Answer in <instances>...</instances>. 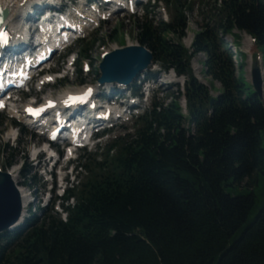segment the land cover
I'll return each instance as SVG.
<instances>
[{"label": "trees", "instance_id": "obj_1", "mask_svg": "<svg viewBox=\"0 0 264 264\" xmlns=\"http://www.w3.org/2000/svg\"><path fill=\"white\" fill-rule=\"evenodd\" d=\"M164 1L170 21L136 19L137 40L164 70L188 76L184 93L178 85L154 103L134 134L102 158L84 155L87 174L67 190L65 219L53 206L40 207L41 214L0 234V264H264V204L250 220L255 192L224 188L231 179L251 186L264 168V97L246 80L243 62L236 72L225 39L248 33L264 65V0ZM197 1L203 7L190 51L183 39ZM199 53L220 83L212 106L210 89L191 68ZM7 149L10 167L23 150ZM23 177L34 178L24 167Z\"/></svg>", "mask_w": 264, "mask_h": 264}, {"label": "rangeland", "instance_id": "obj_2", "mask_svg": "<svg viewBox=\"0 0 264 264\" xmlns=\"http://www.w3.org/2000/svg\"><path fill=\"white\" fill-rule=\"evenodd\" d=\"M203 7L198 1L195 3L196 9L199 7ZM142 9H138L136 13L132 14L129 12H123L116 16H114L110 21L102 22L100 28L92 29L89 32L85 33V39L88 41L87 45L81 44L79 41H75L71 45V49L61 56L56 57L51 64L52 68L59 69V74H64L66 71V67L68 65V60L72 57L73 54L77 55L80 53V50L83 49V46H88L89 49L87 50L88 58L83 59V63L81 64V68H76V72L72 73L69 72L68 77L62 81H58L56 84L51 85L50 87H45L43 91H39L40 83L39 80L36 83H33L27 90H24L18 96L22 98V100L26 101H33L36 99L43 100L47 96H57L61 93H64L67 90L74 89V88H82L87 84H95L97 85L98 81L96 80L97 74L99 73V64L101 61V56L105 51H109L112 49L118 48L119 46L128 45L129 41H133L135 44L137 41V31L135 28V20L136 18L142 15ZM168 14L167 10L164 6L161 5L157 17L159 18H166V14ZM196 11L193 15L189 17V27L187 32V38L184 40L187 46L188 41L193 39L195 32L198 30V20L199 16L197 17ZM239 38H234L232 36L227 35L226 39L229 43L231 48V52L233 54V62L236 65V72L239 70V65L241 62L245 64L244 66V75L248 82H251L250 78L246 75V66L248 64V60L255 61L256 56L258 55V50L255 48L254 44L252 43L251 49H247L246 44H243L245 41V36L243 32H238ZM244 41V42H243ZM118 44V45H117ZM248 44V43H247ZM116 45V46H115ZM114 46V47H113ZM249 56V57H248ZM204 59L205 55L200 54L195 57L192 61L194 67V73L200 75L201 80H205L206 84L211 90L213 95H216V92L220 90V83L217 81H213L210 76H208L205 72L204 67ZM197 60L198 64L200 65V69H196L194 66V61ZM87 61L90 64L89 71H83L84 62ZM262 65V64H261ZM155 66L154 68L157 69ZM78 69L81 70V73L77 71ZM196 69V70H195ZM199 72V73H197ZM239 74V72H238ZM170 75V74H169ZM198 76V75H197ZM264 76V74H263ZM160 79V80H159ZM165 81V83L162 82ZM179 83L181 86L182 78L175 77L171 75L170 77H163L162 75L158 76L157 80V87L159 86V97L161 96H168L173 92L177 91L176 84ZM214 85V86H213ZM183 101V100H181ZM141 112V111H140ZM12 115L11 110H4L0 111V166L4 167L7 164V158H9V151L7 150V146L13 147L19 150H27L26 155V170H31V173L35 175V179L33 182H27L23 178V173L20 170V177H19V184L26 186L30 189L32 193V202L27 207V213H25V218L29 216L31 211H34L37 206L46 207L48 205L46 199L49 198L51 200L52 191L57 189L55 192L57 195H60L62 187L61 180L64 174H68L69 170L63 171L60 170V165H65V160L63 159L60 162V165L57 169H54V174L56 175V180L50 182V175H44L43 169L39 172L36 170V162L33 160L34 155L32 152V148L35 145H42L45 140V136L43 135H30L24 134L19 135L16 137L13 134H16V128L11 130L12 124ZM132 121H127L124 125H130ZM18 139V140H17ZM106 140V138H105ZM4 145H6V149L4 150ZM79 152H82L80 150ZM78 152V153H79ZM47 157H43V161L46 162ZM24 161V157L18 156L17 157V164H21ZM234 180H230V183L224 185L225 191L231 193L232 195H240L246 194L250 191H254L256 194L257 199V206L256 210L251 214L250 220H253L256 216L257 211L259 208L264 204V168L262 170L257 171L253 174V183L251 186H248L247 179L241 181L240 183L234 182ZM69 182H73V177L69 179ZM232 182V183H231ZM76 183V181H75ZM68 184L67 186H70ZM51 192V193H50ZM47 197V198H46ZM50 203V202H49ZM26 210V209H25ZM30 210V212H28ZM56 210H60L58 206H56Z\"/></svg>", "mask_w": 264, "mask_h": 264}, {"label": "water", "instance_id": "obj_3", "mask_svg": "<svg viewBox=\"0 0 264 264\" xmlns=\"http://www.w3.org/2000/svg\"><path fill=\"white\" fill-rule=\"evenodd\" d=\"M152 54L143 46H130L105 55L101 64L104 78L108 71L114 72L115 79L129 82L139 71L146 68ZM103 78V79H104ZM252 81L257 93L262 97V74L256 63L253 65ZM213 104V99L211 101ZM22 215L21 196L15 182L7 172L0 171V233L15 225Z\"/></svg>", "mask_w": 264, "mask_h": 264}, {"label": "bare ground", "instance_id": "obj_4", "mask_svg": "<svg viewBox=\"0 0 264 264\" xmlns=\"http://www.w3.org/2000/svg\"><path fill=\"white\" fill-rule=\"evenodd\" d=\"M24 1V9H25V12H26V16L31 18L35 15V13L37 12L35 9L36 8H41L42 4L48 0H23ZM32 1V2H31ZM14 4V7L15 9H13V12L12 13V17L9 16L8 18V21L9 23L11 22V20H13V18L15 17V11H16V8L18 7V12H22V8H23V3L22 4H19V0H0V7L2 8H9V7H13ZM34 4L36 6H34ZM88 15V14H87ZM81 26L84 27L85 25L83 23H81ZM89 30V29H88ZM244 36H245V41L246 43L244 42L243 44H246L247 46V49H251L252 47V43H251V38L248 34L244 33ZM191 41L187 43V47H190L191 46V43H192V40L193 39H190ZM248 43V44H247ZM118 45V44H117ZM128 45H133V41H129L128 42ZM116 46V45H115ZM114 47V46H113ZM119 47V45H118ZM117 48V47H116ZM115 48V49H116ZM114 50V49H112ZM112 50H109V51H112ZM249 57V56H248ZM194 66L196 67V69H200V65L197 64L196 61H194ZM251 68H252V61L251 59L248 60V64L246 66V72H247V76L250 78L251 76ZM199 73V72H197ZM198 77L200 78V75L197 74ZM202 81L205 82V80L203 79ZM16 109V107L14 108ZM13 112V111H11ZM8 172L10 173L12 179L14 180V182L16 183V185L18 186L19 188V193H20V196H21V200H22V205H23V209L25 211V209L30 205V203L32 202V193L30 192V189H28L26 186L24 185H20L19 184V177L21 175L20 171L18 170L17 168V165H14L13 167H11Z\"/></svg>", "mask_w": 264, "mask_h": 264}, {"label": "snow or ice", "instance_id": "obj_5", "mask_svg": "<svg viewBox=\"0 0 264 264\" xmlns=\"http://www.w3.org/2000/svg\"><path fill=\"white\" fill-rule=\"evenodd\" d=\"M0 35H6V34H4V33H0ZM6 42H7V41L5 40V43H6ZM49 79H51V77H49ZM88 91H89V93H90L91 90H88ZM75 99H78V98H76V97H69V100H70V101H74ZM0 106H2V105H0ZM26 111L32 113L33 115L38 114V110H35V109H31V108H29V109H26Z\"/></svg>", "mask_w": 264, "mask_h": 264}]
</instances>
